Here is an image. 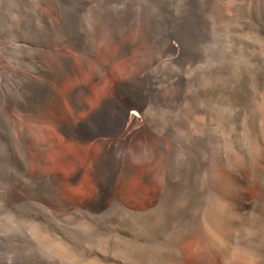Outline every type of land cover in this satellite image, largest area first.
<instances>
[{"label":"rangeland","instance_id":"rangeland-1","mask_svg":"<svg viewBox=\"0 0 264 264\" xmlns=\"http://www.w3.org/2000/svg\"><path fill=\"white\" fill-rule=\"evenodd\" d=\"M169 43L181 52L157 66ZM258 56L264 66V0H0V264H134L139 242L162 263L177 244L196 260L181 236L200 235L203 208L243 168H264L244 138L261 118L228 107L264 106ZM202 156L229 170L224 188L201 175ZM161 172L156 208L135 201ZM117 194L153 208L129 212Z\"/></svg>","mask_w":264,"mask_h":264},{"label":"bare ground","instance_id":"bare-ground-1","mask_svg":"<svg viewBox=\"0 0 264 264\" xmlns=\"http://www.w3.org/2000/svg\"><path fill=\"white\" fill-rule=\"evenodd\" d=\"M249 2H250V0H249ZM246 39H247V37H246ZM225 41H226V39H225ZM166 49H167L166 50L167 52L165 51L166 53L165 52L163 54L161 53V54L157 55L156 58H154V61L157 62V66L158 65L161 66V65H164V64L170 62L171 60L174 59L172 57L173 54H176V53L179 54L181 52V49L176 48L174 45H172L170 43L168 44ZM171 52H172V54L169 55L168 53H171ZM252 52H254V51H252ZM234 54H236V53H234ZM253 58H255V57H253ZM257 59H259V56L256 57V59H255L258 63L256 62L255 66L253 65L252 68L250 67L251 71H250L249 76H252L251 77L252 79L257 78L259 80V78L263 76V67L264 66L259 65V61ZM226 60H225V62H226ZM248 61L249 60H247V62ZM228 64L230 65V63H228ZM229 65H228V67L226 66L228 69H229ZM231 65H232V68L233 67L235 68V70L237 68L238 71H241L240 73H244L245 69L241 63H232ZM170 66H171V63H170ZM223 66H222V72H221V70H220V72L224 74V73H227V70H226L227 68L226 67L223 68ZM233 69L232 70L229 69V70L233 71ZM227 74H231V73L229 72ZM239 75L240 74L238 73L237 76H239ZM182 76L183 75H181V77ZM226 76H228V75H226ZM232 76H234V74H232ZM173 77L175 79L176 78L179 79L180 75L177 74V75H174ZM243 79H244V77L240 76V79H238L237 82L243 83ZM156 80H157L156 77H152L150 79V81L148 82L149 84H147V85L150 87H153V85L156 83ZM174 80H173V82H174ZM229 81H231V80L229 79ZM212 87H211V89H213ZM218 88H220V87H218ZM241 88L239 87V89H241ZM244 89L246 91L242 95L247 96L249 94V89L248 90L246 88H244ZM241 90H243V88ZM238 93L240 94L241 91L239 90ZM227 100L228 99L226 98V101ZM229 101H228V103H229L228 107L230 109H233L232 111H233L234 115L238 111H243L247 114L246 115V117H247V116H249L250 113L253 112L252 114H254L257 117L259 116L261 118L260 123L258 125H257V121H259V120H257V119H256V124H255V120H254V122L253 121L251 122L248 120H247V122H245L244 128H246V130L244 129V138L249 140V143L247 141L248 149H250L251 151L253 150L257 154H259V153L262 154V152L264 154V106L262 107L259 103L257 104V107L255 109L252 108L253 107L252 105H248L246 103L244 105L238 104L236 106H232V104ZM261 104H262V102H261ZM225 105H227V104H225ZM131 114H133L132 117L140 116L139 112L135 109L131 112ZM238 114H236V115H238ZM127 118H128V116H127ZM122 119L124 121L126 120L124 115H122ZM250 119L253 120V118H251V117H250ZM255 125L259 126V127H257L258 130L260 129L259 130L260 135H258V137L252 136L254 134H252L251 130L254 129ZM198 133H200V132H198ZM198 133H196V135H198ZM193 136H195V135L193 134ZM202 136H204V135L202 134ZM198 137H200V136H198ZM203 138L204 137H202L201 139H203ZM227 140H228V142H230L231 138H227ZM197 145L198 144H196V146ZM171 146H172V144H171ZM172 147H174V146H172ZM141 148H144V150H146V147L144 145ZM165 155H166V153H165ZM202 155H205V154H202ZM207 159L208 158H205V156H204L203 159H201V162L198 166L199 167L198 169H199L201 175L204 178L206 177V179H213V181L215 180V182L217 181L219 183V185L224 188V186L227 185V183H226V185H224L225 179L223 177L226 176L225 175L226 173H224V172H228L229 170L227 168H211L210 167L211 165H209V160H207ZM225 169L228 171H225ZM235 171L239 172V170H235ZM123 175H124V178H134L135 173H132L128 168V169H126V171H124ZM112 176L113 175L111 174L109 179H108L107 186L105 187L103 193H101L98 196L99 201L101 203H103L104 198L108 195V193L110 192V190L112 188V185H111L112 184ZM228 176L229 175H227V177ZM144 177H145V181L147 182L146 183L147 185H144V184L140 185L137 188V191L135 193H133L132 197L137 202L143 203V201L144 202L145 201H147V202L151 201L153 206H154V204L157 201H159L161 198V195H159V193H158L159 187L160 186L164 187L167 184V175L165 172H163V173L161 172V174L153 182L149 181V178L147 175H145ZM238 178L239 177H237V180H238ZM229 182L232 183V181H229ZM234 182H236V181H234ZM231 183L229 184V186L227 185V188H225V189H228L227 192L224 189L225 190V192H224L225 198L224 199H222L223 198V194H222L221 195L222 198H216L214 200L210 199V201L207 203L206 208L204 207L205 208L204 209L202 207L203 208V211L201 212L202 215L199 216L201 218V221H202L201 222L202 229L201 230L199 229L200 235L190 239V238H188V235H190V231L185 230L186 232L183 234V236H181L182 238L179 239L183 243H185L187 246H189L188 249L193 247L195 249L196 253L198 254V258L196 260H191V259L189 260V258H188V260H186L182 247L177 244L175 249L173 251H171L172 252L171 257L173 260L172 264H264V168H257V167L256 168H243L241 173H240L239 182L234 183V184H231ZM122 185L123 184L119 185L118 191H119V193L123 194ZM204 189H205V187H204ZM222 192L223 191L221 190V193ZM120 197L121 196L119 194H117V202L123 208L127 209L129 212L144 215L147 212L150 213V210L153 208V206H152V207H150V208L148 207V209L142 210L140 212L133 211L132 209L130 210L127 207H125V205L121 201ZM147 217H149V216H147ZM145 219H146V216H145ZM158 222H159V220H158ZM158 222L155 223L156 228L158 227L157 225H159ZM162 229H163V227H162ZM144 238H146V237H144ZM146 245L147 244H145V246ZM137 246H138V244L136 245L135 243H133V247H135L137 249V251L133 252V253H135V256L133 255L134 256L133 258L135 260L134 264H166L167 263V262L166 263L161 262L160 258H162L163 255H162V257H160V254H159L160 252L159 253L157 252L159 254V256H157L154 252L152 254H150V251H148L147 250L148 248L145 246H144L145 248L143 246H142L143 248H138L140 246V242H139V246L138 247ZM61 257H62V255H61ZM163 258H165V257H163ZM126 260H128V259H126ZM169 260L171 262V258ZM8 261H10V260H8ZM170 262H169V264H170ZM130 263L129 262H122L120 260L117 261V264H130Z\"/></svg>","mask_w":264,"mask_h":264},{"label":"crops","instance_id":"crops-1","mask_svg":"<svg viewBox=\"0 0 264 264\" xmlns=\"http://www.w3.org/2000/svg\"><path fill=\"white\" fill-rule=\"evenodd\" d=\"M129 111H130V110H129ZM129 111L127 110L126 107H125L124 110H123V115H124V117H125L126 119H128L127 116H129V115H128Z\"/></svg>","mask_w":264,"mask_h":264}]
</instances>
